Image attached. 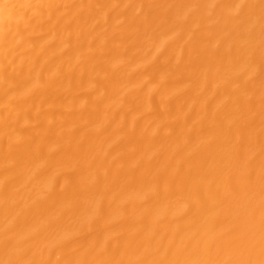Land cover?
<instances>
[{"label":"bare ground","instance_id":"1","mask_svg":"<svg viewBox=\"0 0 264 264\" xmlns=\"http://www.w3.org/2000/svg\"><path fill=\"white\" fill-rule=\"evenodd\" d=\"M0 264H264V0H0Z\"/></svg>","mask_w":264,"mask_h":264}]
</instances>
